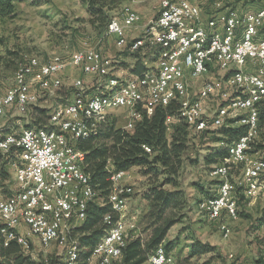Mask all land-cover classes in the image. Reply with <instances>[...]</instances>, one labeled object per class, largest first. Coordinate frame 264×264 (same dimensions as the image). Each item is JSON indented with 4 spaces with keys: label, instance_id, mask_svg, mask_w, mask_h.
Returning <instances> with one entry per match:
<instances>
[{
    "label": "built area",
    "instance_id": "built-area-1",
    "mask_svg": "<svg viewBox=\"0 0 264 264\" xmlns=\"http://www.w3.org/2000/svg\"><path fill=\"white\" fill-rule=\"evenodd\" d=\"M143 21L141 14L127 7L121 19L109 21L105 33L117 47L143 56L145 69L140 75L117 74L115 60L98 48H83L69 59L61 55L46 62L30 58L17 70L14 87L0 97L1 120L7 109L16 107L25 113L41 96L59 89L68 67L94 82L90 90L81 78L69 79V98L49 114L51 128L22 127L0 136L1 154L19 149L13 164L16 190L7 197L0 195L4 246L15 241L28 253L30 238L35 237L45 248L51 244L61 247L63 264H79L77 241L69 236L85 219L95 191L84 170L85 152L77 143L96 134L109 111L117 109L126 110V130H132L145 115L151 117L157 107L172 103L178 107L177 117L198 138L221 127L245 126L244 134L226 144L229 157L210 172L211 177L221 179L216 195L198 207L209 220H234L241 196L250 200L264 196V155L250 153L264 104V7H226L203 22L200 6L191 0H159L156 18ZM137 32L139 36L128 39ZM210 74L213 77L202 79L193 91L192 82ZM172 119L168 117L167 122ZM142 148L151 153L147 145ZM237 168L238 179L229 180ZM126 178H130L127 171L110 176L108 200L118 219L92 247L91 259L99 264H117L130 231L136 229L127 217L133 188L123 183ZM221 230L229 232L225 225ZM148 261L174 264L162 245Z\"/></svg>",
    "mask_w": 264,
    "mask_h": 264
},
{
    "label": "rangeland",
    "instance_id": "rangeland-1",
    "mask_svg": "<svg viewBox=\"0 0 264 264\" xmlns=\"http://www.w3.org/2000/svg\"><path fill=\"white\" fill-rule=\"evenodd\" d=\"M11 3V11H0V97L14 87L17 70L30 58L46 62L53 56L61 55L69 59L75 51L94 47L97 41L105 44L106 27L111 19H121L127 7L137 11L142 17L145 16L146 21L154 19L157 16L159 0H11ZM92 3L95 7L104 6L102 13L97 14L99 17H96L94 10L89 11L88 6ZM219 3L220 7L223 5L222 8H231L238 2L222 0ZM139 35L140 32L130 34L128 39ZM100 49L105 56L117 62L114 64V72L130 73L134 58L127 48H119L110 40V48ZM64 76L63 85L59 89L41 96L35 104L28 106L25 113H21L16 107L7 109L0 120V136L17 132L22 127H51L50 112L59 104L66 103L69 98V79L73 76L68 69ZM211 77L213 74L196 78L192 82L193 91L196 92L202 79ZM86 87L93 89L90 84ZM107 121H114L115 128H124L127 123L126 110L109 111ZM220 132L216 129L201 138L190 134L187 150L183 154V165L176 179L177 185H163L165 190L177 192V205L169 209L168 213L177 223L168 231L162 244L165 247L171 242L169 253L174 264H181L184 258H190L192 264H264V226H260L258 222L264 208V196L257 200H244L241 197L238 216L234 220H209L198 207L202 200L216 195L221 179L211 177L210 172L229 157L226 149L228 141L224 142ZM250 153L264 155V126L260 128ZM127 172L130 178L124 179L123 183L130 184L133 188L127 217L136 224V229L129 234L135 236L141 233V237L145 239L149 231L142 232L143 229L146 230V220L143 217L149 210V202L144 194L156 178L143 175L137 167ZM239 175L240 169H233L228 179L237 180ZM164 177L163 174L159 175L158 182H162ZM15 190L13 163L6 164L0 157V195L7 197ZM97 195L96 193L92 201L102 205L103 200ZM107 201L109 203L108 199ZM222 225L227 227L228 233L221 230ZM69 238L71 241L78 240L74 233H70ZM30 239L31 252L25 255L32 260L39 262L51 258L58 264L64 263L61 247L51 244L45 248L35 237ZM197 242L210 245L211 251L190 256V246ZM83 262L81 259L79 264ZM86 264L99 263L97 259H91L90 254Z\"/></svg>",
    "mask_w": 264,
    "mask_h": 264
},
{
    "label": "trees",
    "instance_id": "trees-1",
    "mask_svg": "<svg viewBox=\"0 0 264 264\" xmlns=\"http://www.w3.org/2000/svg\"><path fill=\"white\" fill-rule=\"evenodd\" d=\"M252 5L264 7V2L244 0L241 8ZM103 7V5L95 7L94 3L88 6L89 11L90 9L95 11V15L102 13ZM11 9V0H0V11H11ZM92 23L94 24V21ZM132 55L134 63L130 72L140 75L145 69L143 56L138 53ZM177 109L174 103L166 107H157L151 117L145 115L142 120L136 122L132 130L115 128L114 121L106 120L96 134L77 143V147L85 152L84 170L90 175L95 194L97 193V197L103 200L102 205L90 201L85 210V219L71 230V234H76L78 238L79 261L82 259L84 261L82 264H86L93 245L117 221V215L107 201L112 189L110 180L112 172L129 171L137 167L143 175L156 178L144 194V198L149 202V210L143 217V220H146V230L143 229L142 232L149 231V234L145 239L141 237V233L131 235L117 264H145L155 249L163 244L171 227L177 223V220L168 214L169 209L177 205L175 202L177 192H170L163 188L165 184L177 185L176 179L183 165V154L187 150L188 138L191 134L187 124L177 117ZM168 117L173 118L171 122H167ZM231 122L234 123V121ZM259 124L260 128L264 126V104L260 109ZM38 127L47 128L48 126L39 125ZM219 130L225 139L224 142L228 141L230 144L245 133L246 127L233 125L221 127ZM143 145H147L151 153L145 152ZM18 153L19 149L13 147L7 153H0V157L6 161V164H14ZM161 174L165 177L162 182H158L157 177ZM244 200L248 199L244 197ZM107 215L110 220L105 221L104 218ZM258 222L260 226H264V208ZM164 248L169 252L171 242H168ZM190 249V256H195L208 253L211 251V246L197 242L193 243ZM0 258L2 264H58L51 258L36 262L25 255L15 241H10L8 246H4L2 238H0ZM181 264L192 263L190 258H184Z\"/></svg>",
    "mask_w": 264,
    "mask_h": 264
},
{
    "label": "crops",
    "instance_id": "crops-1",
    "mask_svg": "<svg viewBox=\"0 0 264 264\" xmlns=\"http://www.w3.org/2000/svg\"><path fill=\"white\" fill-rule=\"evenodd\" d=\"M220 1H222V0H220ZM220 1L219 0H191L192 3L200 6V8H201V20H203V22H205V20L214 12L224 10V8H222L223 5L220 7V3H219ZM225 1H227V2L228 1H231V2L236 1L238 3H236L234 5L241 7L243 5L244 0H225ZM262 1L264 2V0H262ZM252 7H254V5H252ZM143 18H144L143 24H145L146 22L149 21V20L146 21L145 16ZM110 40L114 41V39L111 37H107V39L105 40V44H104V42H103V44H100L101 41H97L96 42L97 45H94V48L95 47L98 49L110 48ZM67 69L69 70V73L73 76L72 78H81L86 85L90 84V87L92 86V88H94V82L90 76H87V75H84L78 71H75L71 67H68ZM87 88H89V87H87ZM70 90H71V88H70ZM69 94H70V92H69ZM21 231L25 232L24 226H21Z\"/></svg>",
    "mask_w": 264,
    "mask_h": 264
}]
</instances>
